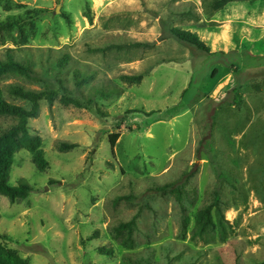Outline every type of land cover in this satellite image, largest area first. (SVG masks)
<instances>
[{
	"label": "rangeland",
	"instance_id": "1",
	"mask_svg": "<svg viewBox=\"0 0 264 264\" xmlns=\"http://www.w3.org/2000/svg\"><path fill=\"white\" fill-rule=\"evenodd\" d=\"M213 5L0 0V19L44 11L2 34L4 47H32L37 70L3 85L57 89L62 78L76 98L96 104L66 105L60 94L29 120L48 166L28 147L13 154L9 182L33 190L16 200L0 195V232L8 235L0 264H264V0ZM175 26L198 34L211 53L177 41ZM64 54L69 62L58 68ZM76 70L90 76L80 87ZM15 122L0 117V127ZM60 142L77 146L61 150ZM216 191L215 225L194 236L195 214Z\"/></svg>",
	"mask_w": 264,
	"mask_h": 264
},
{
	"label": "trees",
	"instance_id": "2",
	"mask_svg": "<svg viewBox=\"0 0 264 264\" xmlns=\"http://www.w3.org/2000/svg\"><path fill=\"white\" fill-rule=\"evenodd\" d=\"M229 1L234 0H214L213 8L219 9L226 5ZM44 11L42 9H28L25 15L22 14H10L5 19H0V117H12L16 120L15 123L7 126L0 127V195H5L11 200L26 198L33 190L32 185L21 180L17 185H13L9 182L10 172L13 164V154L23 148L28 147L34 150V161L41 167L48 166V161L44 157V151L40 148V139H35L28 133V122L31 118L38 117L40 113V102L47 100L50 104L54 103L61 94V102L66 105H75L77 107H90L96 105L93 98L88 96L85 99L76 98L70 91V89L64 84L62 78H57L59 86L55 88L47 89H31L19 83H10L6 87L2 81L9 76H22L29 79L35 78L37 70L33 65L32 58L29 56V52L32 47L17 46L15 48L4 47V43L1 40L2 34L10 32L15 27L27 20L33 19L41 15ZM170 33L177 41L188 46L194 47L207 53H211L210 47L203 42V40L195 32L187 29H183L180 26H175L170 29ZM134 44H142L141 42H135ZM149 44V43H147ZM49 49L48 51H50ZM37 52H43L42 49H37ZM70 56L67 54L62 55L56 61L58 68H64L69 62ZM75 86L80 87L90 80L89 75H85L81 70L74 72ZM126 78L134 81H140L143 77L139 75H125ZM6 88V89H5ZM7 93L18 99H22L30 103L29 107L15 104L11 102L7 96ZM96 92L102 96L111 95L105 90L98 89ZM100 112V108H98ZM121 133L116 132L110 135V142L112 152L115 154V146ZM75 143L60 142L59 148L61 150H69L75 148ZM166 186L165 188H170ZM175 191V188L172 189ZM176 192V191H175ZM177 192H179L177 190ZM220 192L216 191L215 200L197 210L195 214L196 229L194 236H203L209 231H212V227L215 225L213 218V210L216 209L220 212L221 197ZM136 224V220L132 219L128 222L121 223L116 231L120 235L126 230H131ZM8 235L0 232V245L1 242L7 240ZM123 264H142L139 262L129 261Z\"/></svg>",
	"mask_w": 264,
	"mask_h": 264
},
{
	"label": "crops",
	"instance_id": "3",
	"mask_svg": "<svg viewBox=\"0 0 264 264\" xmlns=\"http://www.w3.org/2000/svg\"><path fill=\"white\" fill-rule=\"evenodd\" d=\"M190 62L189 60L187 61V63Z\"/></svg>",
	"mask_w": 264,
	"mask_h": 264
}]
</instances>
